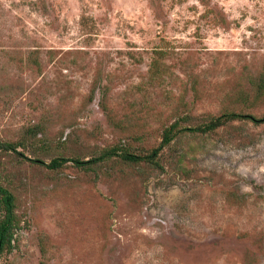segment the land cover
I'll use <instances>...</instances> for the list:
<instances>
[{"label": "rangeland", "instance_id": "obj_1", "mask_svg": "<svg viewBox=\"0 0 264 264\" xmlns=\"http://www.w3.org/2000/svg\"><path fill=\"white\" fill-rule=\"evenodd\" d=\"M264 0H0V264H264ZM156 163L86 160L123 144ZM3 145V144H2Z\"/></svg>", "mask_w": 264, "mask_h": 264}, {"label": "trees", "instance_id": "obj_2", "mask_svg": "<svg viewBox=\"0 0 264 264\" xmlns=\"http://www.w3.org/2000/svg\"><path fill=\"white\" fill-rule=\"evenodd\" d=\"M264 86L260 82L259 89ZM235 118H249L254 121H262L264 117L256 118L254 115L249 113H241V112H225L216 117H213L208 122L203 124V126H197L195 128H184L185 130H198L202 132H208L215 130L217 127L223 125L225 122ZM177 122H173L168 127H166L161 136V140L159 144L152 148L150 152L145 154H138L132 152L123 144H117L112 147L106 148L101 151V153L97 156L88 158L86 160L80 159L79 157H64L57 156L50 159L47 167L51 169H57L64 165L66 162L71 161L77 166L81 167H91L92 165L106 161L113 156H119L122 160L129 163H156L158 159V155L160 150L167 145L175 136L176 132L179 131ZM3 144V145H2ZM1 147L3 146L5 149H16V145H13L10 142L0 143ZM17 221L15 215V197L11 191H9L6 187H4L0 183V253L10 246L11 241L13 239L15 229H16Z\"/></svg>", "mask_w": 264, "mask_h": 264}]
</instances>
